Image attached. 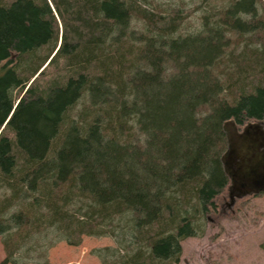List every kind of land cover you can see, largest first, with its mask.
<instances>
[{
  "label": "trees",
  "instance_id": "16d2710c",
  "mask_svg": "<svg viewBox=\"0 0 264 264\" xmlns=\"http://www.w3.org/2000/svg\"><path fill=\"white\" fill-rule=\"evenodd\" d=\"M145 3L0 0V264L82 235L112 238L101 264L177 263L229 183L225 122L264 126V47L226 35L264 28V0L194 33Z\"/></svg>",
  "mask_w": 264,
  "mask_h": 264
},
{
  "label": "rangeland",
  "instance_id": "374dc122",
  "mask_svg": "<svg viewBox=\"0 0 264 264\" xmlns=\"http://www.w3.org/2000/svg\"><path fill=\"white\" fill-rule=\"evenodd\" d=\"M227 2L228 0H146L145 7L150 11L166 14L171 9H180L182 29L194 33L201 29V16L206 13L205 10L219 9ZM257 5V16L264 17V6ZM263 30L264 28L259 27L258 32H255L258 34L253 35H237L231 31L226 34L230 39L228 45L235 53L249 40L252 41L251 46L264 47ZM59 42L60 39L58 44ZM227 63L233 64L230 61ZM45 65L46 63L40 71ZM55 72L52 67H47L42 78H50ZM224 127L228 148L223 161L230 178L229 183L220 194L216 212L210 214L209 220L203 221V235L188 236L181 240V255L175 264H264V249L261 247L264 242V126L255 120H249L241 125L226 121ZM241 182L246 184L240 187L238 185ZM112 244L113 240L108 236L82 235L80 242L75 245L61 240L47 251L48 264H101L92 250ZM31 256L34 257L35 253L32 252ZM3 257L0 242V260ZM26 264L37 263L29 261Z\"/></svg>",
  "mask_w": 264,
  "mask_h": 264
},
{
  "label": "flooded vegetation",
  "instance_id": "af4514ba",
  "mask_svg": "<svg viewBox=\"0 0 264 264\" xmlns=\"http://www.w3.org/2000/svg\"><path fill=\"white\" fill-rule=\"evenodd\" d=\"M243 184H246V183L245 182H241L238 186L241 187V185H243ZM261 187H263V186H261Z\"/></svg>",
  "mask_w": 264,
  "mask_h": 264
},
{
  "label": "water",
  "instance_id": "95a60500",
  "mask_svg": "<svg viewBox=\"0 0 264 264\" xmlns=\"http://www.w3.org/2000/svg\"><path fill=\"white\" fill-rule=\"evenodd\" d=\"M230 147V146H229ZM224 159H225V157H224Z\"/></svg>",
  "mask_w": 264,
  "mask_h": 264
}]
</instances>
